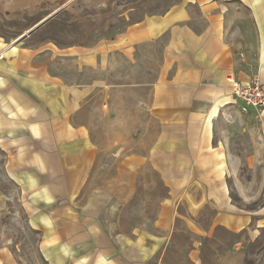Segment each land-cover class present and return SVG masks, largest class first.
<instances>
[{"label":"crops","instance_id":"obj_1","mask_svg":"<svg viewBox=\"0 0 264 264\" xmlns=\"http://www.w3.org/2000/svg\"><path fill=\"white\" fill-rule=\"evenodd\" d=\"M200 6L199 18L174 10L118 43L90 50L50 44L14 48L0 39V103H7L0 125L20 134L13 144L29 170L22 174L16 154L9 160V177L20 185L22 207L41 233L39 251L50 264H152L163 250L156 262L162 264L180 222L201 237L224 230L255 244L264 234V203L244 210L233 202L229 186L242 164L260 165L264 182V111L246 113L258 135L247 157L233 153L220 136L225 114L241 111L229 79L264 86V0H209ZM164 34L148 106L145 133L151 142L144 154L132 157L137 167L124 147L117 150L115 175L88 190L101 152L90 127L78 121L97 94L114 87L100 75L112 69L116 54L133 62L139 44ZM236 34L243 45L232 43ZM64 62L76 66L78 81L64 74ZM84 70L95 74L88 82L81 81ZM141 167L157 174L167 189L153 223L163 236L145 237L140 227L131 237L110 236L108 218L115 204L124 207L134 200ZM209 210L214 213L210 224ZM235 246L240 250L241 243Z\"/></svg>","mask_w":264,"mask_h":264},{"label":"rangeland","instance_id":"obj_2","mask_svg":"<svg viewBox=\"0 0 264 264\" xmlns=\"http://www.w3.org/2000/svg\"><path fill=\"white\" fill-rule=\"evenodd\" d=\"M206 1L209 0H0V39L14 48L35 49L50 44L60 49L90 50L118 43L148 20L166 18L174 10L199 18L200 5ZM237 14L248 19L246 12L240 10ZM166 40L164 34L159 39L139 44L133 62L116 54L112 69L100 75L114 87L97 94L78 121L90 127L91 138L101 152L88 190L115 175L119 161L115 154L121 147L136 167L132 157L146 152L151 142L145 133L150 122L148 106ZM243 42L237 34L232 36L235 45L241 46ZM60 67L70 81L79 80L72 62H64ZM94 75L84 70L81 81L88 82ZM0 104L2 111L7 103ZM247 115L237 109L229 110L223 118L224 131L220 133L222 139L230 143V150L242 158L253 152L250 149L258 141L256 124ZM9 129L12 128L0 125V130L7 131L0 132V264H50L39 251L41 233L33 228L22 207L20 185L9 177V160L16 158V154L21 157L22 174L29 171H25V156L19 155L13 144L20 134H9ZM237 168L238 179L229 181L231 198L244 210L256 209L264 203L262 168L246 164ZM140 172L134 200L124 207L115 204L108 218L110 236L131 237L136 227L141 228L145 237L163 236L153 228V223L167 189L153 171L141 167ZM179 211L184 213L183 208ZM213 216L211 210L206 213L207 223L210 224ZM237 242L241 243L240 250L235 246ZM194 251L197 254L192 258ZM162 254L163 250L152 264H156ZM162 264H264V234L257 243L250 244L245 235H233L224 230L201 237L180 222Z\"/></svg>","mask_w":264,"mask_h":264},{"label":"built area","instance_id":"obj_3","mask_svg":"<svg viewBox=\"0 0 264 264\" xmlns=\"http://www.w3.org/2000/svg\"><path fill=\"white\" fill-rule=\"evenodd\" d=\"M232 85V96L234 104H241V111L247 113L250 108L264 111V86L258 81L249 85L238 80L229 79Z\"/></svg>","mask_w":264,"mask_h":264},{"label":"water","instance_id":"obj_4","mask_svg":"<svg viewBox=\"0 0 264 264\" xmlns=\"http://www.w3.org/2000/svg\"><path fill=\"white\" fill-rule=\"evenodd\" d=\"M40 25L36 26V28H38Z\"/></svg>","mask_w":264,"mask_h":264}]
</instances>
